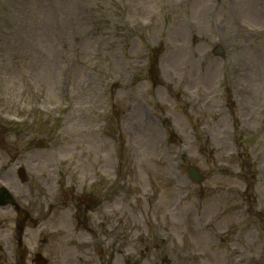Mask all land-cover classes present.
Masks as SVG:
<instances>
[{"label": "rangeland", "instance_id": "obj_1", "mask_svg": "<svg viewBox=\"0 0 264 264\" xmlns=\"http://www.w3.org/2000/svg\"><path fill=\"white\" fill-rule=\"evenodd\" d=\"M0 159L55 264H264V0H0Z\"/></svg>", "mask_w": 264, "mask_h": 264}]
</instances>
